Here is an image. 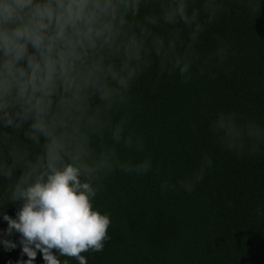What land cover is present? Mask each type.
Listing matches in <instances>:
<instances>
[{"label":"clouds","instance_id":"1","mask_svg":"<svg viewBox=\"0 0 264 264\" xmlns=\"http://www.w3.org/2000/svg\"><path fill=\"white\" fill-rule=\"evenodd\" d=\"M223 11L222 0H0V178L7 202L23 201L16 218L3 219L9 234L20 233L26 264L37 251L45 264H69L54 250L88 264L82 253L104 249L111 219L93 204L100 182L117 170L152 169L150 158H120L119 146L139 153L144 140L127 112L114 113L154 62L191 79L201 35ZM213 55L224 63L227 44L219 41L205 65ZM209 130L237 153L264 143V125L223 111ZM212 165L205 155L180 188L191 192Z\"/></svg>","mask_w":264,"mask_h":264},{"label":"trees","instance_id":"2","mask_svg":"<svg viewBox=\"0 0 264 264\" xmlns=\"http://www.w3.org/2000/svg\"><path fill=\"white\" fill-rule=\"evenodd\" d=\"M222 2L223 13L201 35L202 57L191 79L161 73L154 62L132 85L127 108L114 113L118 120L127 112L131 130L144 140L139 153L119 146L120 158H150L152 169L144 175L117 170L100 182L93 204L110 215V239L102 251L82 253L88 264H264V143L252 151L248 141L237 153L209 130L221 111L238 123L264 125V0ZM219 41L228 46L227 59L221 64L213 55L205 65ZM205 155L213 165L203 180L191 192L180 188L178 181L190 177ZM6 185L0 178L4 203ZM22 204L0 203V264L28 260L20 233L9 234L3 219L16 218ZM34 264H45L40 251Z\"/></svg>","mask_w":264,"mask_h":264}]
</instances>
